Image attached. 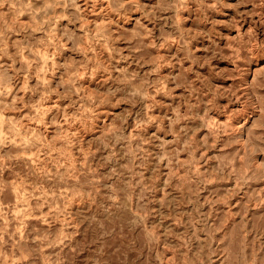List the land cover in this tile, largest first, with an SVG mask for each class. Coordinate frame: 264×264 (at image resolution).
<instances>
[{
  "label": "clouds",
  "instance_id": "obj_1",
  "mask_svg": "<svg viewBox=\"0 0 264 264\" xmlns=\"http://www.w3.org/2000/svg\"><path fill=\"white\" fill-rule=\"evenodd\" d=\"M0 264H264V0H0Z\"/></svg>",
  "mask_w": 264,
  "mask_h": 264
}]
</instances>
